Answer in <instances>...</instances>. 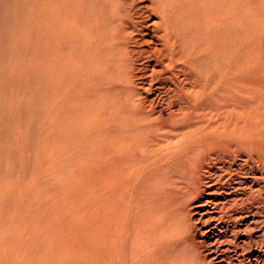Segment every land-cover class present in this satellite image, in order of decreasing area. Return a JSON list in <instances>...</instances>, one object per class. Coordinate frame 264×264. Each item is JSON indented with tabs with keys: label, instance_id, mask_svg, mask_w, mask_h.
<instances>
[{
	"label": "rangeland",
	"instance_id": "obj_1",
	"mask_svg": "<svg viewBox=\"0 0 264 264\" xmlns=\"http://www.w3.org/2000/svg\"><path fill=\"white\" fill-rule=\"evenodd\" d=\"M42 5L0 0V264H264V217L213 204L264 184V0H235L231 77L107 90L55 68L67 37L44 68ZM212 158L229 186L196 181Z\"/></svg>",
	"mask_w": 264,
	"mask_h": 264
},
{
	"label": "bare ground",
	"instance_id": "obj_2",
	"mask_svg": "<svg viewBox=\"0 0 264 264\" xmlns=\"http://www.w3.org/2000/svg\"><path fill=\"white\" fill-rule=\"evenodd\" d=\"M235 6V0H43V65L45 69L51 67L47 58L53 33V39L67 37L70 43V70L64 66L55 68L80 78L92 89L107 90L109 85L131 88L137 77L150 78V83L170 81L179 87L196 86L194 71L207 65L210 55L217 68L231 77L240 48ZM253 41L249 34L243 46L248 47ZM190 63H194L192 73ZM159 76L168 78L162 82ZM212 159L205 165L206 170L203 164L201 175L197 172L196 181L203 184L199 179L204 178L209 180L207 183L216 180V184L229 186L231 178L220 181L230 168L223 169L225 161ZM244 161L249 163L251 158ZM250 168L254 170L253 166ZM246 189L249 191L233 189L230 194L225 193L231 196L225 202L213 203L219 207V220L242 212L264 217V184L255 190Z\"/></svg>",
	"mask_w": 264,
	"mask_h": 264
}]
</instances>
